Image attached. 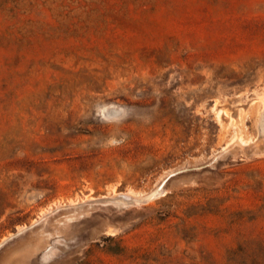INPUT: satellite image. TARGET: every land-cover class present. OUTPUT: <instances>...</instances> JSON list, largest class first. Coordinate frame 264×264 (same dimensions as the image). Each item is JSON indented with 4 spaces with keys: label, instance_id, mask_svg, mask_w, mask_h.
I'll return each mask as SVG.
<instances>
[{
    "label": "rangeland",
    "instance_id": "rangeland-1",
    "mask_svg": "<svg viewBox=\"0 0 264 264\" xmlns=\"http://www.w3.org/2000/svg\"><path fill=\"white\" fill-rule=\"evenodd\" d=\"M263 108L264 0H0V264H264Z\"/></svg>",
    "mask_w": 264,
    "mask_h": 264
},
{
    "label": "bare ground",
    "instance_id": "bare-ground-1",
    "mask_svg": "<svg viewBox=\"0 0 264 264\" xmlns=\"http://www.w3.org/2000/svg\"><path fill=\"white\" fill-rule=\"evenodd\" d=\"M263 109H264V108H263ZM262 118H263V117H262ZM260 119H261V118H260ZM261 121H262V120H261ZM261 121H260V122H261ZM262 122H264V121H262ZM240 143H241V142H240ZM241 144H242V143H241ZM243 145H245V144H243ZM161 188H162V187H161ZM161 188H160V189H161ZM157 193H158V192L150 193V194H148L149 196H147V194H146V197H150V196L152 197L153 195H155V194H157ZM131 194H132V193H131ZM133 194H134V193H133ZM117 195H119L120 197H121V196L123 197V194H117ZM134 195H135V194H134ZM136 195H137V194H136ZM136 195H135V196H136ZM141 195H142V194H141ZM115 196H116V195H115ZM155 196H156V195H155ZM112 197H113V196H112ZM125 197H126V196H125V194H124V197H123V198L126 200L127 198H125ZM127 197H129V195H127ZM138 197H140L139 194H138ZM118 198H119V197H118ZM129 198H132V196H130ZM129 198H128V199H129ZM128 199H127V200H128ZM136 200H137V199H136ZM142 200H143V199H142ZM144 200H145V198H144ZM146 201H148V199H147ZM72 202H74V201H72ZM135 202H137V201H135ZM143 202H144V201H143ZM21 228H23V227L21 226ZM21 228H19V230H20ZM12 234H13V233H12ZM5 240H7V239H5ZM5 240H4V241H5ZM4 241H3V242H4Z\"/></svg>",
    "mask_w": 264,
    "mask_h": 264
}]
</instances>
